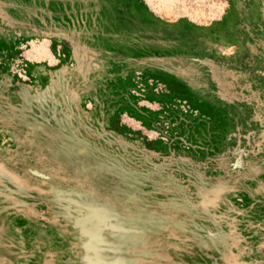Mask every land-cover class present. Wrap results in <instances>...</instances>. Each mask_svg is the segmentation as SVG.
Instances as JSON below:
<instances>
[{"label":"rangeland","instance_id":"obj_1","mask_svg":"<svg viewBox=\"0 0 264 264\" xmlns=\"http://www.w3.org/2000/svg\"><path fill=\"white\" fill-rule=\"evenodd\" d=\"M0 264H264V0H0Z\"/></svg>","mask_w":264,"mask_h":264}]
</instances>
